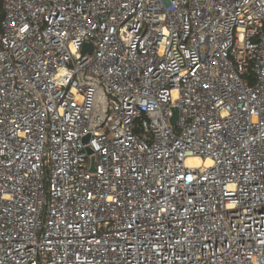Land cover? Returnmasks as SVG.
Wrapping results in <instances>:
<instances>
[{
    "label": "built area",
    "instance_id": "2783aa9c",
    "mask_svg": "<svg viewBox=\"0 0 264 264\" xmlns=\"http://www.w3.org/2000/svg\"><path fill=\"white\" fill-rule=\"evenodd\" d=\"M1 4L0 264H264V0Z\"/></svg>",
    "mask_w": 264,
    "mask_h": 264
},
{
    "label": "water",
    "instance_id": "95a60500",
    "mask_svg": "<svg viewBox=\"0 0 264 264\" xmlns=\"http://www.w3.org/2000/svg\"><path fill=\"white\" fill-rule=\"evenodd\" d=\"M89 48H90V45L87 44V45L84 46L83 51L86 52L87 50H89ZM177 116H178V111L177 110H174V116H173V118L171 120V122H172L173 125L176 123ZM87 141H88V138L85 139V142H87Z\"/></svg>",
    "mask_w": 264,
    "mask_h": 264
},
{
    "label": "bare ground",
    "instance_id": "6f19581e",
    "mask_svg": "<svg viewBox=\"0 0 264 264\" xmlns=\"http://www.w3.org/2000/svg\"><path fill=\"white\" fill-rule=\"evenodd\" d=\"M189 163L191 164V165H199L201 162H200V160L199 159H191L190 161H189ZM210 162H208V164H209Z\"/></svg>",
    "mask_w": 264,
    "mask_h": 264
},
{
    "label": "trees",
    "instance_id": "16d2710c",
    "mask_svg": "<svg viewBox=\"0 0 264 264\" xmlns=\"http://www.w3.org/2000/svg\"><path fill=\"white\" fill-rule=\"evenodd\" d=\"M3 17H4V12H3L2 4H1V0H0V26H1V22L3 20Z\"/></svg>",
    "mask_w": 264,
    "mask_h": 264
}]
</instances>
